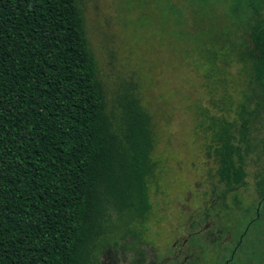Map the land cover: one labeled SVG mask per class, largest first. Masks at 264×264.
Segmentation results:
<instances>
[{
	"label": "trees",
	"instance_id": "obj_1",
	"mask_svg": "<svg viewBox=\"0 0 264 264\" xmlns=\"http://www.w3.org/2000/svg\"><path fill=\"white\" fill-rule=\"evenodd\" d=\"M79 2L0 0V264H94L109 211L128 225L151 210V116L128 90L108 107ZM251 10L241 62L264 112V7ZM244 100L235 119L210 118L231 191L256 128Z\"/></svg>",
	"mask_w": 264,
	"mask_h": 264
},
{
	"label": "rangeland",
	"instance_id": "obj_2",
	"mask_svg": "<svg viewBox=\"0 0 264 264\" xmlns=\"http://www.w3.org/2000/svg\"><path fill=\"white\" fill-rule=\"evenodd\" d=\"M261 5L264 0H80L108 107L128 90L151 116L153 131L151 210L144 222L128 225V217L109 211L94 264H150L153 256L163 262L173 241L184 238L186 264H264L262 90L241 62L251 9ZM245 96L256 128L245 185L231 191L216 175L210 118L235 119Z\"/></svg>",
	"mask_w": 264,
	"mask_h": 264
},
{
	"label": "flooded vegetation",
	"instance_id": "obj_3",
	"mask_svg": "<svg viewBox=\"0 0 264 264\" xmlns=\"http://www.w3.org/2000/svg\"><path fill=\"white\" fill-rule=\"evenodd\" d=\"M185 242H186L185 238L182 240L181 243L178 240L173 241L172 246H170L168 250L169 252L167 254L168 255L167 260L160 262L156 258V256H153L150 264H186L189 259V256L188 253L186 252ZM134 264H146V262L144 259H141L139 262H137L135 259Z\"/></svg>",
	"mask_w": 264,
	"mask_h": 264
}]
</instances>
